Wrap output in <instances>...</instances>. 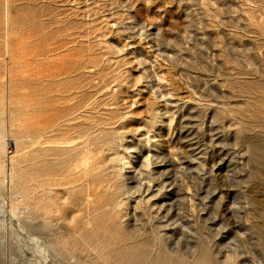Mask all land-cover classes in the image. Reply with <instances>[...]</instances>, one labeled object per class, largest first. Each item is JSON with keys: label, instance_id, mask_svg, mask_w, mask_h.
Segmentation results:
<instances>
[{"label": "rangeland", "instance_id": "1", "mask_svg": "<svg viewBox=\"0 0 264 264\" xmlns=\"http://www.w3.org/2000/svg\"><path fill=\"white\" fill-rule=\"evenodd\" d=\"M0 187L49 264H264V0H0Z\"/></svg>", "mask_w": 264, "mask_h": 264}, {"label": "bare ground", "instance_id": "2", "mask_svg": "<svg viewBox=\"0 0 264 264\" xmlns=\"http://www.w3.org/2000/svg\"><path fill=\"white\" fill-rule=\"evenodd\" d=\"M3 1V0H2ZM7 2V1H6ZM4 8V7H3ZM6 9V8H5ZM3 10V9H2ZM6 11V10H5ZM4 12V11H3ZM7 14H9L8 12H7ZM5 16H6V14H5ZM7 17H9V16H7ZM10 18V17H9ZM5 19V18H4ZM7 22V21H6ZM8 24H10L9 22H8ZM8 27V26H7ZM10 37H12V36H10ZM14 37V36H13ZM9 38V37H8ZM18 40V39H17ZM15 41H16V39H15ZM16 42H18V41H16ZM12 44V43H11ZM9 48V47H8ZM51 51V50H50ZM26 53V52H25ZM50 53V52H49ZM28 54V53H27ZM9 55V54H8ZM43 55V54H42ZM45 55H47V54H45ZM20 56H21V54H20ZM40 56V55H39ZM15 57V56H14ZM23 57V56H22ZM43 58H44V56H43ZM51 58V57H50ZM16 58H14V60H15ZM9 61V60H8ZM11 61V60H10ZM21 62V61H20ZM19 63V62H18ZM9 89V88H8ZM7 90V89H6ZM8 92V91H7ZM10 92V91H9ZM79 92V91H78ZM7 94V93H6ZM51 95V94H50ZM7 97H8V95H7ZM14 97V96H13ZM67 97V96H66ZM16 98V97H15ZM12 99V98H11ZM17 100V99H16ZM31 100V99H30ZM89 101V100H88ZM8 102H9V100H8ZM41 102V101H40ZM17 103V102H16ZM33 104H37V101H36V103H33ZM81 104H82V102H81ZM69 105H70V103H69ZM9 106V105H8ZM7 106V107H8ZM36 106V105H35ZM62 106H67V105H62ZM88 106V105H87ZM67 108V107H66ZM51 109V108H50ZM73 109V108H72ZM74 109H75V107H74ZM31 110V109H30ZM76 110V109H75ZM79 110V109H78ZM50 111V110H49ZM69 111H71V110H69ZM9 112V111H8ZM75 112V111H74ZM73 112V113H74ZM10 113V112H9ZM79 114V113H78ZM9 118V117H8ZM9 121V120H8ZM7 121V122H8ZM46 121V120H45ZM79 122V121H78ZM60 123V122H59ZM47 124V123H46ZM49 125V124H48ZM52 125V124H51ZM41 127V126H40ZM41 130V129H40ZM46 135V134H45ZM20 139V138H19ZM21 140V139H20ZM17 143H18V140H16V138H15V144L17 145ZM22 144H23V146L25 147V148H33V149H35L39 154H41V155H43V153H44V151H45V144H44V141L39 137V136H30V137H28V138H24L23 140H22ZM69 144V143H68ZM72 144V143H71ZM66 145V144H65ZM68 147V146H67ZM71 147V146H70ZM69 149V148H68ZM4 150V149H3ZM255 150V149H254ZM46 154V153H45ZM5 156H6V154H5ZM20 155H19V151L18 150H16L15 151V153H13V152H9V154L6 156L7 157V159L10 161V162H12L13 164L15 163V161H16V159L19 157ZM46 157H47V154H46ZM45 157V158H46ZM61 158H62V156H61ZM65 158V157H64ZM67 158V157H66ZM41 159V158H40ZM59 159V158H58ZM87 159V158H86ZM44 159H42V161H43ZM50 160V159H49ZM52 160V159H51ZM61 160V159H60ZM59 162V161H58ZM87 162V161H86ZM96 162V161H95ZM94 162V163H95ZM48 163V162H47ZM50 163H52V162H50ZM93 163V164H94ZM8 164V163H7ZM62 163H60V165H61ZM10 165V164H9ZM45 165H46V163H45ZM52 165V164H51ZM55 165V164H54ZM57 165V164H56ZM91 166H92V164H91ZM119 166H120V164H119ZM93 167V166H92ZM124 167V166H123ZM16 168V167H15ZM51 168V167H50ZM56 168V167H55ZM60 169V168H59ZM53 170H54V168H53ZM56 170V169H55ZM65 170V169H64ZM57 171V170H56ZM49 172H50V170H49ZM54 173V172H53ZM61 173V172H60ZM19 175V174H18ZM2 179H4V178H2ZM5 179H7V178H5ZM17 178L15 177V174L13 173V175H12V178H11V180L9 181L10 183H15L16 184V181L18 180H16ZM5 181V180H4ZM3 181V182H4ZM7 182H8V179H7ZM8 182V183H9ZM5 184H6V181H5ZM4 184V185H5ZM15 184H13V185H15ZM8 185V184H7ZM6 186V185H5ZM8 187H10V185H8ZM2 187H0V189H1ZM6 188H7V186H6ZM14 188V187H13ZM3 190H5V192L7 191L6 189H3ZM3 190H1V191H3ZM9 191V190H8ZM108 192V191H107ZM6 194V193H5ZM7 195H9L8 193H7ZM11 195V194H10ZM9 195V196H10ZM13 195V194H12ZM11 195V197L8 199V197L6 198V197H4V195L0 192V212L2 213V214H4V216L6 215V217H7V219L6 220H10V222H7L8 224H4L3 225V229H4V234H5V237H3V238H6V235L8 234V231L10 230V229H13V230H17L16 232L18 233H20V235L23 237V239L24 240H26L27 242H28V244H29V247H27L28 248V250H29V252H31V254H32V256H33V260H30V262H32V264H49L50 263V261H51V257H50V249H48V247H47V245H46V243L44 242V240H43V236H40L39 234H38V232H37V230H36V232L34 231V228L32 229L33 231H31V232H29L26 228L27 227H29V226H27V225H25V226H27V227H25L24 226V222H23V220L24 219H26V220H28L27 222H29V220H31V219H33L32 218V215H31V208H32V206L33 207H36V205H35V201L33 200H31V197H29V195L27 194V192H26V190H25V188H21V189H19L18 191H17V194H16V196H12ZM49 195V194H48ZM119 195V194H118ZM6 196V195H5ZM31 196V195H30ZM117 196V195H116ZM32 197H34V196H32ZM50 197V196H49ZM51 199V198H50ZM53 199V198H52ZM41 202V201H40ZM44 202V201H43ZM51 203V202H50ZM37 204V203H36ZM41 204H42V202H41ZM40 204V205H41ZM121 205H123V204H121ZM37 206H39V205H37ZM51 206V205H50ZM50 206H48V207H50ZM41 207V206H40ZM59 207V206H58ZM36 208H38V207H36ZM61 208H63V207H61ZM113 208L115 209V207H114V205H113ZM112 208V209H113ZM125 208V207H124ZM123 208V209H124ZM35 209V208H34ZM106 209V208H105ZM96 210V209H95ZM109 210V209H108ZM107 210V211H108ZM117 210V209H116ZM38 211V210H37ZM37 211H34V212H37ZM58 211V210H57ZM58 212H60V211H58ZM117 212V211H116ZM119 212V211H118ZM94 213H95V211H94ZM107 213V212H106ZM49 214V213H48ZM92 214V213H91ZM112 214V213H111ZM114 214V213H113ZM65 215V214H64ZM69 215V214H68ZM98 215V214H97ZM123 215V214H122ZM57 216V215H56ZM55 216V217H56ZM121 216V215H120ZM124 216V215H123ZM60 217V216H59ZM90 217H91V215H90ZM99 217V216H98ZM111 217H114V216H111ZM62 218V217H61ZM68 218V217H67ZM94 218V217H93ZM106 218V217H105ZM134 218V217H133ZM35 219V218H34ZM89 219V218H88ZM103 219V218H102ZM113 219V218H112ZM117 219H118V217H117ZM135 219V218H134ZM133 219V220H134ZM65 220V219H64ZM85 220V219H84ZM90 220V219H89ZM92 220V219H91ZM98 220V219H97ZM96 220V221H97ZM108 220V219H107ZM65 222V221H64ZM68 222H69V220H68ZM88 222V221H87ZM111 222V221H110ZM54 223V222H53ZM66 223V222H65ZM109 223V222H108ZM25 224H26V222H25ZM28 224V223H27ZM30 224H31V226L32 225H34L35 227H36V229L37 228H40V223H38V222H33V220L32 221H30ZM30 224H28V225H30ZM67 224V223H66ZM84 224V223H83ZM107 224V223H106ZM134 224V223H133ZM99 225V224H98ZM136 225V224H135ZM46 225H44L43 227H45ZM82 226L83 225H81L80 227L82 228ZM92 225L90 224V222H89V225H88V228H92L91 227ZM2 227V226H1ZM33 227V226H32ZM68 227H69V225H68ZM100 227V226H99ZM104 227V226H103ZM108 227V226H107ZM115 227V226H114ZM62 228V227H61ZM124 228V227H123ZM132 228V227H131ZM138 228V227H137ZM68 229H70V227L68 228ZM72 229V228H71ZM97 229V228H96ZM102 229V228H101ZM104 229V228H103ZM118 229H119V227H118ZM12 230V231H13ZM73 230V229H72ZM79 230V229H78ZM93 230V229H92ZM99 230V229H98ZM115 230H117V228H115ZM121 230H122V226H121ZM108 231V230H107ZM133 231V230H132ZM144 231V230H143ZM11 232V231H10ZM14 232V231H13ZM69 232V231H68ZM117 232V231H116ZM115 232V233H116ZM119 232H121V231H119ZM123 232V231H122ZM12 233V232H11ZM63 233V232H62ZM99 233V232H98ZM110 233V232H109ZM152 233H154V231L152 232ZM14 234V233H13ZM71 234V233H70ZM81 233H79L78 235H80ZM116 234H118V232L116 233ZM123 234H125V233H123ZM135 234V233H134ZM19 235V236H20ZM107 235V234H106ZM120 235V237H121V233L119 234ZM119 235H117V237L119 236ZM160 235V234H159ZM68 236V235H67ZM71 236V235H70ZM69 236V237H70ZM113 236H114V234H113ZM124 236V235H123ZM156 236V235H155ZM62 237V236H61ZM74 237V236H73ZM88 237V236H87ZM126 237V236H125ZM129 237V236H128ZM1 238V237H0ZM8 238V237H7ZM53 238V237H52ZM114 238V237H113ZM116 238V237H115ZM114 238V239H115ZM138 238V237H137ZM144 239H146L145 237H143ZM50 239V238H49ZM60 239V238H59ZM117 239H119V238H117ZM122 240L124 239V238H121ZM143 239V240H144ZM152 239H154V238H152ZM157 239H159V238H157ZM74 240V239H73ZM90 240H91V238H90ZM103 240V239H102ZM113 240V239H112ZM116 240V239H115ZM156 240V239H155ZM65 241V240H64ZM75 242H76V240H74ZM78 241V240H77ZM93 241V240H92ZM111 241V240H110ZM117 241V240H116ZM125 241H127V240H125ZM138 241V240H137ZM137 241H134V242H137ZM4 242V241H3ZM47 242V241H46ZM67 242H68V240H67ZM85 242V241H84ZM128 242V241H127ZM133 242V241H132ZM139 242V241H138ZM64 243V242H63ZM126 243V242H125ZM148 243V242H147ZM49 244V243H48ZM66 244V243H65ZM76 244V243H75ZM78 244V243H77ZM86 244V243H85ZM90 244V243H89ZM133 244V243H132ZM144 244H146V243H144ZM160 244V243H159ZM25 245V244H24ZM23 245V246H24ZM27 245V244H26ZM62 245V244H61ZM67 245V244H66ZM116 245H118L117 243H116ZM116 245H114V247L116 246ZM128 245V244H127ZM139 245H140V243H139ZM8 246V245H7ZM14 246H17V245H14ZM13 246V247H14ZM65 246V245H64ZM63 246V247H64ZM69 246V245H68ZM76 246V245H75ZM106 246V245H105ZM104 246V247H105ZM113 246V245H112ZM120 246V245H119ZM124 246V245H123ZM135 246V245H134ZM145 246V245H144ZM161 246V245H160ZM163 246V245H162ZM12 247V248H13ZM70 247V246H69ZM81 247V246H80ZM107 247V246H106ZM139 247V246H138ZM5 248V247H4ZM12 248H9L10 250L12 249ZM74 248V247H73ZM82 248H83V246H82ZM86 248V247H85ZM88 248V247H87ZM111 248V247H110ZM134 248V247H133ZM157 248H159V247H157ZM160 248H162V247H160ZM159 248V249H160ZM26 249V248H25ZM107 249V248H106ZM106 249H104V250H106ZM109 249V248H108ZM124 249H126V248H124ZM142 249V248H141ZM140 249V251H142ZM17 250V249H16ZM27 250V249H26ZM27 250V251H28ZM114 250V249H113ZM145 250V249H144ZM161 250V249H160ZM164 250V249H163ZM7 251V250H6ZM22 251V250H21ZM52 251V250H51ZM76 251H78V249L76 250ZM93 251V250H92ZM91 251V252H92ZM124 251V250H123ZM131 251V250H130ZM139 251V250H138ZM15 252V251H14ZM26 252V251H25ZM53 252V251H52ZM88 252V251H87ZM90 252V251H89ZM137 252V251H136ZM156 252V251H155ZM160 252V251H159ZM13 253V252H12ZM11 253V254H12ZM62 253V252H61ZM63 253H65V252H63ZM106 253V252H105ZM125 253V252H124ZM150 253V252H149ZM1 254V253H0ZM3 254V253H2ZM69 254V253H68ZM78 254V253H77ZM88 255H89V253H87ZM91 254V253H90ZM154 254V253H153ZM159 254V253H158ZM8 255V254H7ZM16 255V254H15ZM14 255V256H15ZM51 255H53V254H51ZM74 255V254H73ZM72 255V256H73ZM83 255V254H82ZM102 255V254H101ZM134 255H136V254H134ZM140 255H142V254H140ZM157 255V254H156ZM9 256V255H8ZM7 256V257H8ZM11 256V255H10ZM13 256V255H12ZM17 256V255H16ZM23 256V255H22ZM25 256V255H24ZM69 256V255H68ZM84 256H85V254H84ZM95 256V255H94ZM97 256V255H96ZM110 256V255H109ZM161 257H162V255H160ZM0 257H1V255H0ZM17 257H19V255L17 256ZM21 257V256H20ZM26 257V256H25ZM28 257V256H27ZM77 257V256H76ZM80 257H81V255H80ZM87 257V256H86ZM107 257V256H106ZM136 257V256H135ZM138 257V256H137ZM144 257V256H143ZM157 257V256H156ZM165 257V256H164ZM204 257V256H203ZM11 258V257H10ZM89 258V257H88ZM126 258V257H125ZM142 258V257H141ZM154 258V257H153ZM158 258V257H157ZM3 259V258H2ZM7 259V258H6ZM12 259V258H11ZM10 259V260H11ZM17 259V258H16ZM22 259H23V257H22ZM28 260H29V257L27 258ZM32 259V258H31ZM53 259V258H52ZM175 259V258H174ZM4 260H5V258H4ZM60 260H61V258H60ZM75 260V259H74ZM87 260V259H86ZM108 260V259H107ZM129 260V259H128ZM132 260H133V258H132ZM139 260V259H138ZM138 260H137V263H138ZM148 260V259H147ZM146 260V261H147ZM150 260H152V259H150ZM160 260H161V258H160ZM171 260V259H170ZM183 260V259H182ZM198 260L200 261V264H201V260H200V258H198ZM205 261H206V259H204ZM7 261V260H6ZM6 261H4L5 263H6ZM89 261V260H88ZM105 261V260H104ZM135 261H136V259H135ZM146 261H144V262H146ZM162 261V260H161ZM19 262V261H18ZM23 262V261H22ZM27 262V261H26ZM52 262V261H51ZM112 262H113V260H112ZM125 262V261H124ZM132 262V261H131ZM143 262V263H144ZM151 262V261H150ZM158 262V261H157ZM170 262V261H169ZM177 262V261H176ZM185 262V261H184ZM8 263V262H7ZM9 263H10V261H9ZM16 263V262H15ZM15 263H13V264H15ZM98 263V262H97ZM136 263V262H135ZM17 264V263H16ZM99 264V263H98ZM118 264V263H117ZM128 264H129V262H128ZM134 264V263H133ZM139 264V263H138ZM153 264V263H152ZM156 264V263H155ZM159 264V263H158ZM162 264V263H161ZM172 264V263H171ZM174 264V263H173ZM191 264V263H190ZM194 264V263H193Z\"/></svg>", "mask_w": 264, "mask_h": 264}]
</instances>
